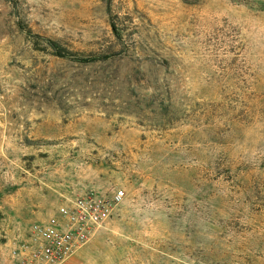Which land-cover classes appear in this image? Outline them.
Wrapping results in <instances>:
<instances>
[{"label": "rangeland", "instance_id": "1", "mask_svg": "<svg viewBox=\"0 0 264 264\" xmlns=\"http://www.w3.org/2000/svg\"><path fill=\"white\" fill-rule=\"evenodd\" d=\"M117 189L63 264H264V0H0V264Z\"/></svg>", "mask_w": 264, "mask_h": 264}, {"label": "built area", "instance_id": "2", "mask_svg": "<svg viewBox=\"0 0 264 264\" xmlns=\"http://www.w3.org/2000/svg\"><path fill=\"white\" fill-rule=\"evenodd\" d=\"M126 191L107 195L88 190L65 197L50 216L32 225L27 237L9 251L5 264H63L107 226Z\"/></svg>", "mask_w": 264, "mask_h": 264}, {"label": "trees", "instance_id": "3", "mask_svg": "<svg viewBox=\"0 0 264 264\" xmlns=\"http://www.w3.org/2000/svg\"><path fill=\"white\" fill-rule=\"evenodd\" d=\"M51 45H53V47L55 48V54L59 55V56H66L67 55V51L65 49H63L62 47H60V45L56 44L55 41H49ZM100 57L96 56V57H89V58H82L85 61H91V60H96Z\"/></svg>", "mask_w": 264, "mask_h": 264}]
</instances>
